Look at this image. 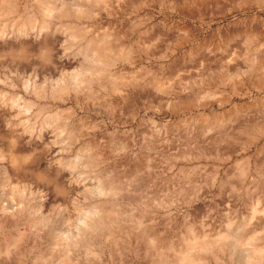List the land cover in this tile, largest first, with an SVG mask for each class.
<instances>
[{
	"label": "rangeland",
	"instance_id": "rangeland-1",
	"mask_svg": "<svg viewBox=\"0 0 264 264\" xmlns=\"http://www.w3.org/2000/svg\"><path fill=\"white\" fill-rule=\"evenodd\" d=\"M9 2L0 264H173L191 238L197 264H244L264 247V87L232 88L264 56V0Z\"/></svg>",
	"mask_w": 264,
	"mask_h": 264
},
{
	"label": "bare ground",
	"instance_id": "bare-ground-1",
	"mask_svg": "<svg viewBox=\"0 0 264 264\" xmlns=\"http://www.w3.org/2000/svg\"><path fill=\"white\" fill-rule=\"evenodd\" d=\"M99 1V0H97ZM52 8H48L47 11H42V19L45 17H49L51 15V13L53 14L55 11V7ZM12 12L14 11V7L12 4H10L9 0H0V16H3L4 14L8 13V12ZM47 22V21H46ZM47 25V24H46ZM34 26L31 22V19L29 17H27L26 19H24L20 24L18 28V31H22L28 27H32ZM45 26V20L43 22H41L40 24V30L41 28H43ZM35 27V26H34ZM5 30L2 29V25H1V29H0V40H5L4 44L7 43V39H8V35L6 36L4 33ZM102 41H91V40H87L85 45L86 48L88 50H91L95 53V60L99 61L102 64H108L110 63V60L105 58L104 56H102V52L106 51L108 49V47L106 45H102L101 44ZM45 46V45H44ZM11 48L13 47H9V49L11 50ZM19 48L21 50V52L25 51L24 49H26V46L24 47L23 43H20ZM14 49V48H13ZM45 49L48 51L47 47H45ZM252 60L256 62V65H254V67L251 65V67H248L245 70H242L241 72H239L238 70H236V74L232 76V79L234 81V83L232 84V88L234 90H237V87H239L242 84V81H245L249 84H255L258 82H261V86L264 87V56L262 58H258L255 56V59L252 58ZM261 61V62H258ZM250 61V59H249ZM253 64V63H252ZM259 85V84H258ZM77 86V84H76ZM263 128H261L262 130ZM17 146V145H16ZM18 147V146H17ZM22 150V149H21ZM9 154H10V158H11V162L15 163L19 160L22 159V153L21 151L15 147V145H11L9 148ZM107 190H105L106 192ZM104 192V189H103ZM102 193V191H101ZM94 211V210H93ZM104 211L101 208H98L97 210H95L94 212H89V215L86 216L84 218V220L82 221L81 224V229L79 232H77V236L81 235L84 236L87 232H94L95 230H97L98 228L102 227V213ZM91 213V214H90ZM104 224V223H103ZM79 230V229H78ZM72 238V237H70ZM67 241H72L71 239ZM66 241V242H67ZM76 244V240L74 239L73 241ZM80 242V241H79ZM149 242L151 243L152 246H155V240L154 238H150ZM69 243V242H68ZM65 250L67 251V253H70L72 251V249H70V246L73 244H67L65 243ZM79 244V243H78ZM77 245V244H76ZM204 247V244H200L198 243V238H191L188 239L185 242V245L183 248L179 249L176 251V255H175V261H173V264H197V262L191 257V252L192 249L194 248H202ZM244 264H264V247H254L250 250V252L248 253V255H246V258L244 259Z\"/></svg>",
	"mask_w": 264,
	"mask_h": 264
}]
</instances>
